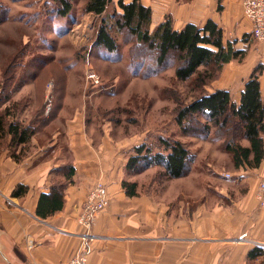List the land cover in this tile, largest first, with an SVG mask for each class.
<instances>
[{"label":"crops","instance_id":"0c3cea01","mask_svg":"<svg viewBox=\"0 0 264 264\" xmlns=\"http://www.w3.org/2000/svg\"><path fill=\"white\" fill-rule=\"evenodd\" d=\"M242 1L139 0L151 9L152 27L165 18L171 19L174 29L185 24L203 26L208 20L217 24L224 40L235 41L245 55L226 64L208 91L226 90L238 105L245 82L261 66L258 80L264 106V42L249 38L252 25L243 16ZM88 17L96 20L82 14ZM35 84L30 78L14 89L12 102L29 98L30 106L14 112L9 121L28 124ZM65 88L50 123L31 136L22 150L16 148V155L22 153L19 160L9 154L10 136L0 145V248L4 258L0 264H66L86 246L88 264H264V209L255 199L264 159L256 169L236 170L227 153H202L205 159L224 156L228 160L224 170L237 176V182L220 180L218 172L190 171L186 177L169 180L173 191L156 194L142 188L134 180L138 176L125 167L128 152L144 142L147 133L136 139L115 138L109 120L96 122L83 106L64 109L70 96L68 78ZM196 147L195 153L204 146L195 143L192 149ZM199 179L205 181L203 188H198ZM122 181L135 182L137 194L128 197ZM96 182L105 185L109 202L94 220L91 239H84L77 215ZM19 186L26 188L25 194L12 196ZM59 186L61 209L38 217L40 197ZM253 249L261 255L249 259Z\"/></svg>","mask_w":264,"mask_h":264},{"label":"trees","instance_id":"16d2710c","mask_svg":"<svg viewBox=\"0 0 264 264\" xmlns=\"http://www.w3.org/2000/svg\"><path fill=\"white\" fill-rule=\"evenodd\" d=\"M76 1L49 0L51 17L55 20H67L74 14ZM112 2L113 0H82L78 5L81 15L90 14L98 21L91 48L110 55L124 46L127 48L130 62L141 63L144 71L140 75L142 79L149 77L151 73H160L172 68L174 78L179 82H190L194 92V97L189 103H179L175 109L174 121L182 134L191 133L195 137L210 138L219 142L222 151L229 155L236 170L258 168L264 159V106L258 80L262 67H256L245 82L239 103L236 105L228 91H208L209 86L219 79L226 64L234 60L240 61L245 55L243 50L235 47V41L224 40L222 30L217 24L208 20L203 26L185 24L180 29H174L171 19L165 18L152 27L151 9L143 6L139 0H131L128 3L116 0L110 15H106V8L112 5ZM3 18H6V12L0 9V20ZM109 18L114 20L112 27L108 23ZM118 37L123 41V45L119 43ZM85 48L88 50V46ZM44 58L45 61L40 63L37 69L31 68L30 76H27L36 83L38 101L27 125L16 119L9 121L14 112L24 109L25 103L12 102L13 90L20 80L16 69L21 65L8 64L1 73L0 145L10 136L9 154L15 160H19L22 154L18 152L16 155V148L21 146L22 150L31 136L42 131L50 123L54 111L61 105L67 66L54 58ZM48 82L53 84L49 96L45 88ZM45 94L52 106L46 117L43 105ZM6 103H9V106L3 107ZM148 137L128 152L125 165L127 171L138 174L158 166L162 168V175L168 180L183 178L189 174L193 155L185 143L161 134L156 135L152 142L148 141ZM243 141L247 146L242 145ZM70 177L71 175H67L66 178ZM136 186L135 182L121 183L128 197L137 194ZM59 188L61 186L40 197L36 209L38 217L46 218L61 209L63 202ZM25 192L26 188L19 186L12 192V196H21ZM258 250H251L249 259L260 256Z\"/></svg>","mask_w":264,"mask_h":264},{"label":"rangeland","instance_id":"374dc122","mask_svg":"<svg viewBox=\"0 0 264 264\" xmlns=\"http://www.w3.org/2000/svg\"><path fill=\"white\" fill-rule=\"evenodd\" d=\"M48 1L0 0V9L6 12V18L0 20V75L8 64L21 65L16 69L21 80L17 83L19 89L29 82L27 76H30V69H37L40 63L45 61L44 57L61 61L68 69L66 78L69 80L70 93L64 109L83 106L89 112V118H94L96 122L109 120L113 127L112 134L118 139H136V136L147 133L145 138L149 136V142L154 141L158 134L180 140L193 155L189 172H218L220 180L237 182V176L224 170L228 165L224 156L209 155L205 159L202 154L221 153L219 142L210 138L195 137L191 133L184 135L174 121L177 105L189 103L194 97L190 82L177 81L172 68L160 73H151L144 79L140 78L143 71L141 63L130 62L127 48L124 46L110 55L91 48L98 21L97 18H82L78 7L82 0L76 1L74 14L67 20L53 19ZM112 8V5L109 6L106 15H110ZM108 23L111 27L114 26L112 18L108 19ZM118 40L121 45L124 44L120 37ZM87 45L88 50L85 48ZM148 55L150 57V54ZM90 73L98 76L97 86L86 79ZM49 84L51 88H48ZM45 88L48 95L53 89V84L47 83ZM36 90L37 86L34 85V100H31L33 108L37 107L38 102ZM47 95L43 99L46 114L51 112L52 108ZM19 102L25 103L24 107L30 106L29 98H23ZM48 105L49 110L46 112ZM195 143L204 146L197 153L195 151L198 147L192 149ZM162 173V168L157 166L150 168L148 172L142 171L133 175L138 176L134 180L146 190L153 189L156 194L165 192V189L173 191L174 186ZM127 180H130V177H127ZM197 181L198 188H203L205 181ZM181 187L184 190L185 184Z\"/></svg>","mask_w":264,"mask_h":264},{"label":"built area","instance_id":"2783aa9c","mask_svg":"<svg viewBox=\"0 0 264 264\" xmlns=\"http://www.w3.org/2000/svg\"><path fill=\"white\" fill-rule=\"evenodd\" d=\"M242 11L243 16L252 25L250 38L256 42H264V0H243ZM86 79L94 86L99 84V78L94 73L88 74ZM48 88H51L50 84ZM48 110L49 105L46 107V112ZM224 176L229 177V175ZM255 199L257 206L264 209V174L256 185ZM108 202L105 185L100 182L94 183L88 190L77 215V224L84 230V239H91L89 231L94 220L107 207ZM86 248L87 246L79 250L66 264H88Z\"/></svg>","mask_w":264,"mask_h":264},{"label":"water","instance_id":"95a60500","mask_svg":"<svg viewBox=\"0 0 264 264\" xmlns=\"http://www.w3.org/2000/svg\"><path fill=\"white\" fill-rule=\"evenodd\" d=\"M0 258L4 261V258H3L2 254H1V248H0Z\"/></svg>","mask_w":264,"mask_h":264}]
</instances>
